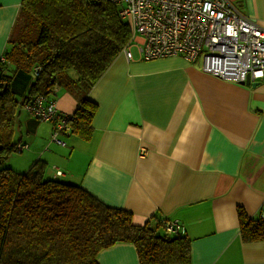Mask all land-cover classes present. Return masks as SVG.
I'll list each match as a JSON object with an SVG mask.
<instances>
[{"label": "crops", "instance_id": "1", "mask_svg": "<svg viewBox=\"0 0 264 264\" xmlns=\"http://www.w3.org/2000/svg\"><path fill=\"white\" fill-rule=\"evenodd\" d=\"M21 1L0 0V56ZM233 2L264 28V0ZM136 53L130 60L120 53L82 96L55 88L65 114L83 97L97 104L91 137L65 135V145L50 140V123L21 106L33 73L4 65L16 100L8 141L27 144L18 172L42 163L45 178L79 184L131 212L135 224L177 219L191 241L190 264H264V240H242L236 211L256 218L264 202V81L218 78L200 69V58L145 61ZM97 260L139 264L131 243L105 248Z\"/></svg>", "mask_w": 264, "mask_h": 264}, {"label": "trees", "instance_id": "2", "mask_svg": "<svg viewBox=\"0 0 264 264\" xmlns=\"http://www.w3.org/2000/svg\"><path fill=\"white\" fill-rule=\"evenodd\" d=\"M130 33L118 5L108 0L21 1L0 60V90L7 85L0 94V164L17 151L8 141L16 100L4 65L32 73L39 66L23 102L36 93L52 97L59 86L86 93ZM96 108L83 97L66 135L89 139ZM42 169V163L23 173L0 167V264H99L98 253L116 243H131L139 264H190L184 231L159 233L162 222L135 224L128 210L105 205L79 184L45 178ZM236 211L242 240H264V218L249 217L241 206Z\"/></svg>", "mask_w": 264, "mask_h": 264}, {"label": "built area", "instance_id": "3", "mask_svg": "<svg viewBox=\"0 0 264 264\" xmlns=\"http://www.w3.org/2000/svg\"><path fill=\"white\" fill-rule=\"evenodd\" d=\"M118 5V15L130 25V39L121 53L132 59L134 46L145 61L181 56L200 58V69L232 82L264 81V28L241 12L233 0H108ZM0 60L4 58L1 55ZM35 66L33 73L39 71ZM33 94L22 103L34 118L51 124L50 140L65 145L70 114L58 110L54 98ZM64 132V133H63ZM63 133V135H62ZM27 144H16L17 152ZM56 175L62 172L55 170ZM260 215L264 218V202ZM167 233L183 232L175 218L162 222Z\"/></svg>", "mask_w": 264, "mask_h": 264}, {"label": "rangeland", "instance_id": "4", "mask_svg": "<svg viewBox=\"0 0 264 264\" xmlns=\"http://www.w3.org/2000/svg\"><path fill=\"white\" fill-rule=\"evenodd\" d=\"M132 52L134 53V56L136 57L137 56V50H136V47H132ZM199 60L197 59L196 60V62L195 63H197ZM70 74V73H69ZM70 75H72L71 77L72 78H74L75 77V74H74V72H71V74ZM33 79V78H32ZM19 81H22L23 82V78L22 77H20L16 82H15V84H17V83H19ZM77 87H79V86H77ZM20 88L21 89H23V86L22 85H20ZM80 88V87H79ZM81 89V88H80ZM80 89H76V91H73L72 93L73 94H75L76 96H82L83 94H84V92L85 91H83L82 89L80 90ZM18 98H20V96L18 95L17 96ZM21 109L20 108H18V111H20ZM15 135H17V131L15 132ZM16 138V137H15ZM20 158V153L19 152H12L11 154H9L8 156H7V158L3 161V163H1L0 164V167H9L10 165V167L12 168V169H14L16 172H18L19 170H17V169H20L19 167H20V161L19 160H17V159H19ZM17 160V161H16ZM21 173V172H20ZM162 231H164V229L161 227L159 230H158V232L159 233H162Z\"/></svg>", "mask_w": 264, "mask_h": 264}, {"label": "water", "instance_id": "5", "mask_svg": "<svg viewBox=\"0 0 264 264\" xmlns=\"http://www.w3.org/2000/svg\"><path fill=\"white\" fill-rule=\"evenodd\" d=\"M241 83H245V84H250L252 86H256L259 82H250L249 79L247 78L244 82ZM7 85L4 84L3 88L0 90V94L3 93V91L6 89Z\"/></svg>", "mask_w": 264, "mask_h": 264}]
</instances>
